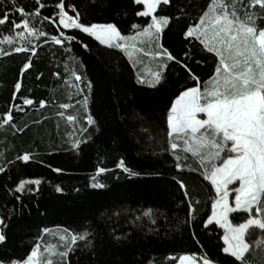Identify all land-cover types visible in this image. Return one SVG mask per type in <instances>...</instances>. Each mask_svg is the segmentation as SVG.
Segmentation results:
<instances>
[{
  "label": "trees",
  "instance_id": "1",
  "mask_svg": "<svg viewBox=\"0 0 264 264\" xmlns=\"http://www.w3.org/2000/svg\"><path fill=\"white\" fill-rule=\"evenodd\" d=\"M41 2L46 4L41 15L51 16L59 0ZM171 2V7L166 6L164 11L158 9V14L175 17L178 14L176 0ZM207 2L209 0H183L180 7L194 4L196 10H190L186 18H174L163 32L161 42L178 59H183V53L190 47L182 30ZM15 4L23 5L28 12L37 6L35 0H15ZM66 4L76 6L82 23H114L123 35L133 34V24L143 25L150 19L135 15L142 6L137 7L133 0H66ZM12 8V0H0V13ZM13 18L18 20L19 14L13 12L10 21ZM260 23L264 26V21ZM34 26L49 35L58 34L57 26L49 21L37 18ZM11 27V22L0 26V39ZM62 30L76 36L77 40L61 47L52 42L45 45L41 38L32 66L23 75L20 68L31 53L0 56V116L10 105H21L25 110L13 109V122L20 128L27 125L23 132L13 130L10 125L0 128V153H3L0 163L15 160L26 151L34 153L32 162L17 161L8 172L0 174V216L10 220L4 229L6 240L0 243V258H26L37 237L42 251L43 246L58 243L57 230L67 228L73 232L87 229L92 241L91 246L79 241L75 251L69 254L68 264H176L180 255L193 252H206L216 263L230 264L232 258L222 252L223 229L215 225L207 230L203 227V219L211 211L214 191L199 171L190 170L199 168L196 158L178 150L186 165L178 171L171 152L160 150L168 147L166 114L171 101L186 86H195V82L184 68L172 62L157 87L140 85L136 82L139 71L123 52L99 46L79 30ZM79 41L88 44L89 49L83 48ZM0 47L10 51L7 43ZM196 59L205 62H186L203 83L212 75L213 58L206 54ZM73 71L92 81L90 94L87 88L84 94L89 95L88 113L96 121L95 125L86 124L83 104H77L83 100V95L77 94ZM57 72L59 76L54 75ZM17 80L22 87L14 100L12 92ZM23 97L32 99L34 104L23 106ZM41 99L47 101L43 108L39 106ZM62 103L72 107L60 109ZM60 111L65 113L63 117L57 114ZM67 115L77 117L74 137H90L80 145L78 152L70 148L73 137L70 124L65 121ZM82 127L87 131L82 133ZM121 158L140 175L130 177L117 169L115 166ZM97 165L112 169L98 177L105 185L103 188L91 187ZM56 167L64 171H52ZM23 176L41 177L40 190L24 194L8 192L7 189ZM177 180H183L189 197L199 201L196 219L191 224L185 223L188 201ZM56 185L63 191L57 192ZM15 195H21V200L16 201ZM148 208L153 210L152 217L135 219ZM8 210H12L10 217ZM243 218L246 214L230 216L235 223ZM43 228L51 232L43 234ZM193 232L200 244L191 239ZM258 232L264 241V232L258 229L250 231L246 239L251 241ZM113 234L121 239L116 241ZM170 255L175 259H169ZM53 260L54 264H59V257ZM246 260L248 264H264V246L246 253Z\"/></svg>",
  "mask_w": 264,
  "mask_h": 264
},
{
  "label": "snow or ice",
  "instance_id": "2",
  "mask_svg": "<svg viewBox=\"0 0 264 264\" xmlns=\"http://www.w3.org/2000/svg\"><path fill=\"white\" fill-rule=\"evenodd\" d=\"M133 3L137 7L142 6V10L135 12L136 16L150 19L143 25L133 24V34L123 35L114 23H82L76 6L66 4V0L55 3L51 16L41 15L46 7L41 0H35L37 6L31 12L26 11L23 5L16 6L15 0H12L13 8L0 13V26L9 22L12 25L11 31L0 39V45L7 43L10 51L0 47V56L31 53L20 68L23 75L32 66V57L41 46V38L45 45L52 42L63 47L66 42L77 40V37L66 34L62 29H73L93 38L99 46L120 50L130 62L133 60V53H143L154 60L155 70L149 71L147 76L136 73V82L140 85L157 87L172 62L184 68L195 82V86H186L171 101L166 114L168 147H162L160 150L171 152L178 171L186 167L181 161V156L177 154L178 150L191 153L196 158L199 168L190 170L199 171L214 191L211 211L206 219H203V227L207 230L215 225L223 229L222 252L232 258L230 264H248L246 253L250 251L251 246L246 236L253 229L264 232V26L260 23L264 21V15L255 11L258 6L264 12V0H246V3L245 0H209L198 16L193 17L192 22L182 30L185 42L190 45L183 53V59H178L165 47L161 38L174 18H186L190 15V10H196L194 4L180 7L183 0H176L178 14L173 17L171 14H158V9L164 11L166 6H172L171 0H133ZM67 9H71L75 14H69ZM13 12L18 13L20 18L10 21ZM37 18L56 25L58 34L49 35L34 26ZM79 43L83 48L89 49L88 44L83 41ZM206 54L212 55L214 69L208 80L201 83V78L192 71L186 61L195 60L197 64H202L205 61L196 57ZM135 67L136 64L133 63V68ZM54 75L60 74L57 72ZM72 76L77 84V94L83 95V100L77 101V104H83L86 113L84 120L89 126L95 125L96 121L88 113L89 95L84 94L85 88L90 94L92 81L75 71ZM39 78L38 75L37 79ZM21 87V81L17 80L12 92L14 100L18 98ZM21 99L23 106L34 104L30 98ZM46 104L47 101L43 99L39 101L40 108ZM70 107L72 105L69 103L59 105L60 109ZM13 109L20 112L25 110L21 105H10L8 111L0 116V128L10 125L13 130L23 132L27 125L20 128L13 122ZM57 114L61 117L65 115L63 111ZM66 119L68 122H75L77 117L67 115ZM86 131V128H81L82 133ZM87 139L90 137H73L70 140V148L78 152L80 145ZM2 155L3 153H0V156ZM33 159L34 153L23 152L17 155L15 160L0 163V174L8 172L17 161L27 164ZM115 167L130 177L140 175L128 167L123 158ZM52 171L61 173L64 170L56 167L52 168ZM110 171L112 169L97 165L91 177V187H105L98 177ZM176 182L188 201L185 223L191 224L196 219V205L199 201L189 197L187 185L183 180ZM42 183L41 177L23 176L7 191L19 194L34 193L40 190ZM55 190L63 191L60 185H56ZM15 200L20 201L21 195H15ZM245 214L246 218L239 223L230 219V216L243 217ZM8 215H12V210H8ZM152 215L153 210L148 208L142 210L141 215L135 219ZM152 222L155 223V220ZM9 223L10 220L6 221L4 216H0V243L6 240L4 229ZM50 232L49 228L42 229L43 234ZM90 235L87 229L73 232L64 228L58 237L59 245L49 243L43 246L41 251L40 238L37 237L26 258H0V264H54L53 257H59V264H68L69 254L75 251L79 241H86L87 246H91ZM113 238L116 241L121 239L115 234ZM191 239L195 244H200L195 232L192 233ZM168 258L175 259L171 255ZM178 264H216V261L206 252H193L180 255Z\"/></svg>",
  "mask_w": 264,
  "mask_h": 264
},
{
  "label": "crops",
  "instance_id": "3",
  "mask_svg": "<svg viewBox=\"0 0 264 264\" xmlns=\"http://www.w3.org/2000/svg\"><path fill=\"white\" fill-rule=\"evenodd\" d=\"M131 63L132 65L133 63H135L136 64L135 69H137L139 72H141L145 76H147V73L149 71L154 70L156 67V62L150 59L149 57L144 56L143 53H133V60ZM251 250H254V252L257 251V249L255 248H252Z\"/></svg>",
  "mask_w": 264,
  "mask_h": 264
},
{
  "label": "rangeland",
  "instance_id": "4",
  "mask_svg": "<svg viewBox=\"0 0 264 264\" xmlns=\"http://www.w3.org/2000/svg\"><path fill=\"white\" fill-rule=\"evenodd\" d=\"M245 3H246V0H245ZM255 11L258 13V14H261V15H263L261 12V10L259 9V7L257 6V8L255 9ZM155 70V69H154ZM153 71V70H152ZM201 118H203V116H202V114H201ZM65 121L66 122H68L67 121V119H65ZM69 124H70V134H71V136L72 137H74V135H75V133H76V130H77V127H78V125L76 126V124H75V122H68ZM181 143H182V141H181ZM181 152H183L182 150H180ZM183 153H185V152H183ZM185 154H189V155H191V153H185ZM192 156V155H191ZM260 231V230H259ZM61 230H57L55 233V235L56 236H59L60 234H61ZM259 233V232H258ZM249 243H250V250L252 249V248H255V249H257V250H261L262 248H263V246H264V241H263V239H262V236L260 235V233L259 234H257L256 235V237H254L251 241H248ZM59 241H58V243L56 244V245H59ZM251 251H253L254 252V250H251ZM178 263V262H177ZM176 263V264H177Z\"/></svg>",
  "mask_w": 264,
  "mask_h": 264
}]
</instances>
